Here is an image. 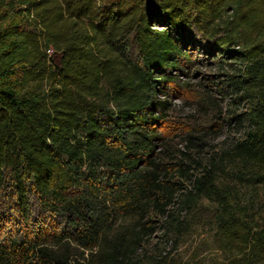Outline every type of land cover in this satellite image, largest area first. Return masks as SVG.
I'll list each match as a JSON object with an SVG mask.
<instances>
[{"label":"trees","instance_id":"trees-1","mask_svg":"<svg viewBox=\"0 0 264 264\" xmlns=\"http://www.w3.org/2000/svg\"><path fill=\"white\" fill-rule=\"evenodd\" d=\"M8 11L0 264H165L145 247L157 232L180 239L202 200L225 210L233 184L264 186V0H0ZM200 48L237 60L225 86L245 132L197 175L157 152V124L158 94ZM231 264H264V233Z\"/></svg>","mask_w":264,"mask_h":264},{"label":"rangeland","instance_id":"rangeland-1","mask_svg":"<svg viewBox=\"0 0 264 264\" xmlns=\"http://www.w3.org/2000/svg\"><path fill=\"white\" fill-rule=\"evenodd\" d=\"M6 13L0 28L19 18L12 11ZM189 59L173 72L175 82L158 94L169 107L157 124L163 137L157 152L166 161L187 166L198 162L197 171H191L200 175L201 167H209L222 149L244 136L245 124L234 118L244 108L237 107L225 86L226 75L238 67L237 60L224 55L218 58L201 48L191 50ZM53 64H58L57 55ZM227 190L230 205L225 210L204 199L196 212L186 215L193 228L182 238L174 240L157 232L146 249L159 253L165 264H231L245 255L254 233H264V186L233 184ZM218 215L226 219L227 230Z\"/></svg>","mask_w":264,"mask_h":264}]
</instances>
